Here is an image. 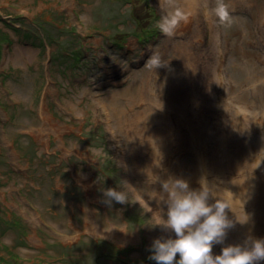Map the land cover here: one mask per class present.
Segmentation results:
<instances>
[{
  "label": "rangeland",
  "instance_id": "374dc122",
  "mask_svg": "<svg viewBox=\"0 0 264 264\" xmlns=\"http://www.w3.org/2000/svg\"><path fill=\"white\" fill-rule=\"evenodd\" d=\"M169 2L0 0V264H156L175 233L133 192L166 218L171 178L228 203L230 245L264 239V0L229 6L231 26L203 8L172 37Z\"/></svg>",
  "mask_w": 264,
  "mask_h": 264
},
{
  "label": "clouds",
  "instance_id": "9594fccd",
  "mask_svg": "<svg viewBox=\"0 0 264 264\" xmlns=\"http://www.w3.org/2000/svg\"><path fill=\"white\" fill-rule=\"evenodd\" d=\"M212 17L224 26L233 23L229 6L224 0H216L213 8L205 10V18ZM186 19L183 10L175 9L161 18L160 31L172 37L179 24ZM148 64L152 70L165 65L158 53L148 58ZM124 185L128 190L135 189L126 183ZM161 187L167 197L166 218L159 211L153 212L142 195L133 192V202L152 212L153 225L175 233L174 239L158 238L153 241L151 259L156 264H257L264 260V239H252L245 245H229L223 247L219 255L212 254L213 245L223 244L227 230L234 225L226 216L225 210H231L227 202L218 198L214 203H208L212 193L206 182H201L199 190H192L186 181L171 178L163 181ZM104 195L108 202H128V193L114 188L106 189Z\"/></svg>",
  "mask_w": 264,
  "mask_h": 264
},
{
  "label": "bare ground",
  "instance_id": "6f19581e",
  "mask_svg": "<svg viewBox=\"0 0 264 264\" xmlns=\"http://www.w3.org/2000/svg\"><path fill=\"white\" fill-rule=\"evenodd\" d=\"M169 4H168V8L170 10V12L168 14H170L171 12H173L175 9H181L183 10L185 13H187V19H186V23H194L195 24V17L196 15H199L201 14L202 15V10L203 8L207 9L206 6H211L213 0H169ZM199 1L201 2H205L207 1L205 4H198ZM251 0H224V2L228 5V6H231V5H236L238 7V10H239V7L246 3V2H249ZM199 6V11L200 12H196L197 11V7ZM241 11V9H240ZM24 54H27V56H30V51L27 49L26 50H18L15 52V55L13 58H16L17 60H20L22 58V56ZM148 86V85H147ZM146 86V87H147ZM169 93H170V97L171 98H177V99H180L182 98V94L181 93H178L173 86H171V88L169 89ZM153 101V100H151ZM193 136H194V132H193ZM186 141V140H184ZM200 179H203L202 177H200ZM229 220H231L233 222V225L234 227L232 228H238L237 227V220L236 218L234 219L233 216H231L229 218ZM227 234H229L227 236ZM226 234L225 238H224V241L223 242H227L228 245H230V243H233V239H236L238 234L237 232H233V231H228V233Z\"/></svg>",
  "mask_w": 264,
  "mask_h": 264
},
{
  "label": "trees",
  "instance_id": "16d2710c",
  "mask_svg": "<svg viewBox=\"0 0 264 264\" xmlns=\"http://www.w3.org/2000/svg\"><path fill=\"white\" fill-rule=\"evenodd\" d=\"M74 59H78V57L76 56V57H74ZM109 247V249H111V250H113V251H116V248L114 247V246H112V245H110V246H108ZM122 252V250H117V253L119 254V253H121Z\"/></svg>",
  "mask_w": 264,
  "mask_h": 264
}]
</instances>
